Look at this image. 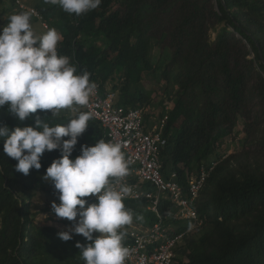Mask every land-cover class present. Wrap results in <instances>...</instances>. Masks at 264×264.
I'll use <instances>...</instances> for the list:
<instances>
[{
  "label": "trees",
  "instance_id": "trees-1",
  "mask_svg": "<svg viewBox=\"0 0 264 264\" xmlns=\"http://www.w3.org/2000/svg\"><path fill=\"white\" fill-rule=\"evenodd\" d=\"M34 1L37 16L31 13L30 21L39 29L35 33L56 29L62 36L60 55L68 56L78 73H90V82L100 87L102 96L112 90L118 92L116 106L146 104L157 117L167 115L164 172L174 170L185 182L202 163L212 164L214 146L231 134L239 116L250 122L252 134L242 152L219 164L201 191L197 209L206 224L201 244L188 246L186 262L176 257L171 264H264V0H102L80 16L65 12L59 4ZM27 3L9 0L1 14L27 11L23 6ZM112 5L124 6L131 20L107 15ZM218 26L211 41L209 33ZM154 48L159 56L155 63ZM143 77L156 84L172 83L177 94L155 108L135 95L133 86ZM81 112H87L85 106L73 105L55 116L50 110H37L21 122L5 105L0 108V126L7 125L10 131L32 126L37 117L50 126L67 124ZM88 125L70 158L80 155L82 145L94 146L104 137L92 118ZM2 139L0 264H86L76 245L90 242L74 233L69 241L59 238L58 233L71 228L73 221L52 212V203H60L59 193L43 179L60 151L46 150L41 168L24 175L15 169L18 162L4 153ZM126 178L130 184L135 181L130 171ZM19 186L50 196L41 210L50 214L45 222L31 218L30 202L15 192ZM84 199L94 202L95 197ZM123 203L132 210L136 226L150 216L143 201ZM53 217L56 226L50 224ZM127 226L120 229L125 238ZM125 238L123 244L128 242Z\"/></svg>",
  "mask_w": 264,
  "mask_h": 264
},
{
  "label": "clouds",
  "instance_id": "clouds-1",
  "mask_svg": "<svg viewBox=\"0 0 264 264\" xmlns=\"http://www.w3.org/2000/svg\"><path fill=\"white\" fill-rule=\"evenodd\" d=\"M45 2L59 4L65 12L80 16L96 9L102 0ZM30 20L31 12L12 14L8 17L7 25L0 31V108L7 105L8 110L21 122L29 119L30 114L37 113V110H50L51 116H55L61 109L71 108L73 105H87L96 88V84L90 82V73H78L76 66L70 63V58L60 55L62 36L57 30L50 28L44 34L37 35ZM103 94H113L116 106L115 92L108 90ZM117 107H131L140 111L146 131H151L154 126H159L164 121L161 137L165 144L159 150V163L165 179H170V175L175 173L177 182L187 188L190 178H199L204 173L205 179L198 197L190 204V208L196 213L195 220L180 215L179 209L168 200L162 199L157 213H154L147 209L148 202L142 197L126 198L132 189L119 183V180H127L129 171L132 178H135L133 184L142 187V195L148 185L138 182L134 174L136 166L126 159L122 145L118 142H107V130L94 119L103 130L104 137L94 146L82 145L80 155L70 158L78 138L89 127L91 112H81L67 124L55 126L41 121L39 117L35 119L34 125L16 127L11 131L7 125L0 126V138L4 141L3 151L18 162L15 169L24 175H28L31 169L41 168L40 158L46 150L60 151V158L53 160L43 179L50 181L59 193L60 203H52V212L58 218L73 221L69 230L58 233L59 238L69 241L74 233L82 235L90 242L76 245L86 264H125L129 255L127 245L135 240L134 235L147 240L150 245L148 248L161 247L172 240V259L181 257L186 262L188 246L199 245L203 240L205 216L198 211L197 206L201 191L212 171H209L210 168L200 167L185 182L180 180L174 170L164 172L162 152L167 140L163 130L167 115L157 117L154 114L151 117L153 113L149 112L150 109L147 111L142 107L134 108L133 105ZM64 137L68 139H63ZM169 168L171 169V165ZM109 178L117 180L113 183ZM149 191L155 192L153 189ZM90 196L95 197L94 202L84 199ZM136 200L143 201L145 210L152 216V220L146 225L133 224V212L123 203ZM136 218L142 219L141 216ZM125 225H128L127 238L120 231ZM94 233L97 235L94 236ZM124 238L128 240L125 244L122 243Z\"/></svg>",
  "mask_w": 264,
  "mask_h": 264
},
{
  "label": "built area",
  "instance_id": "built-area-1",
  "mask_svg": "<svg viewBox=\"0 0 264 264\" xmlns=\"http://www.w3.org/2000/svg\"><path fill=\"white\" fill-rule=\"evenodd\" d=\"M100 92V87L96 84L89 103L84 105L85 109L92 113V119L107 130V142H118L122 145L126 159L136 166L134 174L138 182L148 185L142 195L141 186L130 184L125 178H121L119 183L132 189L126 198L142 197L148 202L147 209L154 213H157L162 199L168 200L179 209L180 215L195 220L196 213L190 208V204L198 197L205 179L204 173L199 178H190L187 188L177 182L175 173L170 175V179H165L159 163V150L165 144L161 137L164 121L159 126H154L151 131H146L140 111L131 107L114 106V95L102 96ZM150 189L155 192L152 193ZM134 237L135 240L127 245L129 255L125 260L126 264H171L170 247L174 245L172 240L161 247L148 248L150 245L147 240L137 235Z\"/></svg>",
  "mask_w": 264,
  "mask_h": 264
},
{
  "label": "rangeland",
  "instance_id": "rangeland-1",
  "mask_svg": "<svg viewBox=\"0 0 264 264\" xmlns=\"http://www.w3.org/2000/svg\"><path fill=\"white\" fill-rule=\"evenodd\" d=\"M29 3L24 4V8L27 9V11H30L34 16H37V11L36 9H32V4L36 3L34 0H27ZM9 0H2L0 2V30L5 26V23L8 19V16L10 13L16 12L12 10L11 12H8L4 15L1 14V9L6 8L8 5ZM27 6V7H25ZM32 9V10H31ZM12 15V14H11ZM107 15L116 17L118 19L124 18V16H128V20H131L130 14L124 9V6H118V5H112V7L108 10ZM31 25L32 22L30 21ZM33 26V25H32ZM221 26H218L216 30H212L209 33L210 40L213 41L216 37L217 30ZM33 31L36 32L38 31V27L34 26ZM121 30H124L121 28ZM159 59L158 56V49L154 48L152 52V62L155 63L156 60ZM160 67L163 66V61L160 62L159 64ZM173 87V88H172ZM133 89H135V95L137 97L143 96L145 99L149 100L150 105H153L155 108L158 105V103L162 100L165 101L168 100L171 96H174L177 94V87L173 86L172 83H168L166 81H162L158 84L155 82H150L149 80L145 79L143 77L141 80H139L134 86ZM117 95L118 93L115 92ZM145 110L149 111L150 107H147L146 104L141 106ZM151 110V109H150ZM64 109L59 110V113H63ZM150 112V111H149ZM154 113V112H151ZM154 114H151V117ZM156 116V114H155ZM252 134V127L249 121L244 119V117H238L237 118V123L236 127L234 130L231 132L230 135L224 138V140L221 143H218L214 146L213 149V156L211 158V165H208L205 163H202V168H210V172L216 169L219 164H221L224 160L228 159L230 156L234 154H239L242 152L243 148L242 147L245 144V141L250 138ZM219 156V157H218ZM207 183V182H206ZM206 183L204 188L206 187ZM15 192H18L22 196L23 199L27 200L31 204V218L35 219L36 222H45L46 219L50 216L49 213H43L41 212L42 208L45 206V204L49 201L48 199L50 196L48 194L41 193L39 191H34V190H29V191H23L22 187L19 186V188L15 187ZM50 203V201H49ZM147 216V215H146ZM147 219L142 220V224H148L150 220H152V216H147ZM57 217H53L52 221L50 224L56 226L57 225ZM49 223V222H48ZM70 228H65V231L69 230Z\"/></svg>",
  "mask_w": 264,
  "mask_h": 264
}]
</instances>
